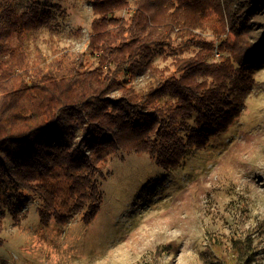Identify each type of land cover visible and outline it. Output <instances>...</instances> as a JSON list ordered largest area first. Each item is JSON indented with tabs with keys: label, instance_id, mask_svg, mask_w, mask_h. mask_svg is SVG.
I'll return each instance as SVG.
<instances>
[{
	"label": "trees",
	"instance_id": "obj_1",
	"mask_svg": "<svg viewBox=\"0 0 264 264\" xmlns=\"http://www.w3.org/2000/svg\"><path fill=\"white\" fill-rule=\"evenodd\" d=\"M6 1L0 0V197L9 185L19 199L37 194L43 225L53 218L65 224L81 212L85 224L96 217L103 150L147 153L174 169L191 149L225 132L257 86L252 66L263 61L264 0H92L86 52L96 58L94 68L85 52L68 49L33 62L29 40L53 26V11L37 1L18 11ZM126 10L128 17L118 15ZM206 25L226 35L220 58L215 42L198 33ZM174 42L193 52L175 54L173 70L154 64L156 49ZM138 75L149 80L136 89L130 83ZM245 242L240 257L249 252Z\"/></svg>",
	"mask_w": 264,
	"mask_h": 264
},
{
	"label": "rangeland",
	"instance_id": "obj_2",
	"mask_svg": "<svg viewBox=\"0 0 264 264\" xmlns=\"http://www.w3.org/2000/svg\"><path fill=\"white\" fill-rule=\"evenodd\" d=\"M8 1L18 11L33 1L53 11V26L29 40L33 62L47 63L68 49L85 52L86 65L97 66L86 52L92 0ZM118 15L128 17L129 10ZM198 33L217 47L226 36H217L209 25ZM234 38L230 34L228 41ZM262 41L261 48L264 36ZM16 42L13 37L10 46ZM176 43L157 48L153 63L172 67L175 54L193 52L194 46ZM218 52L216 59L226 51ZM261 58L252 66L257 86L242 113L204 148L191 149L176 168L164 169L147 153L103 150L105 161L97 178L104 198L91 223L83 222L81 212L65 224L53 218L43 225L39 196L19 199L9 185L0 197V264H264V55ZM148 80L138 75L130 85L138 89ZM245 241L251 244L249 252L240 257L238 248ZM167 244L170 249L159 252Z\"/></svg>",
	"mask_w": 264,
	"mask_h": 264
},
{
	"label": "built area",
	"instance_id": "obj_3",
	"mask_svg": "<svg viewBox=\"0 0 264 264\" xmlns=\"http://www.w3.org/2000/svg\"><path fill=\"white\" fill-rule=\"evenodd\" d=\"M217 53H219V52H217Z\"/></svg>",
	"mask_w": 264,
	"mask_h": 264
}]
</instances>
